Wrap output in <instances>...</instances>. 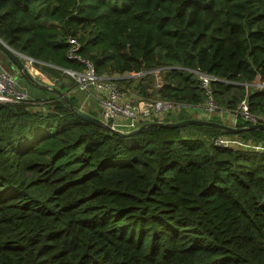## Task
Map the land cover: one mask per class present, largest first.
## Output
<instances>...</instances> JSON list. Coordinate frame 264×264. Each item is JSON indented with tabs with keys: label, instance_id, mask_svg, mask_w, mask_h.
<instances>
[{
	"label": "trees",
	"instance_id": "obj_1",
	"mask_svg": "<svg viewBox=\"0 0 264 264\" xmlns=\"http://www.w3.org/2000/svg\"><path fill=\"white\" fill-rule=\"evenodd\" d=\"M70 37L120 85L163 68L156 97L201 105V71L221 107L247 98L264 116V0H0V38L65 92L64 71L83 70ZM43 92L0 103V264H264V152L217 147L235 135L212 126L149 125L184 110L120 137ZM236 136L264 144V130Z\"/></svg>",
	"mask_w": 264,
	"mask_h": 264
},
{
	"label": "built area",
	"instance_id": "obj_2",
	"mask_svg": "<svg viewBox=\"0 0 264 264\" xmlns=\"http://www.w3.org/2000/svg\"><path fill=\"white\" fill-rule=\"evenodd\" d=\"M68 42L70 44L68 57L81 63L83 70L80 72L66 70V73L76 81L79 91L90 92L92 90L95 92L101 106L100 119L111 127L124 132L136 130L146 119L175 114L186 110L188 107V105H182L156 96L154 98L140 96L132 89H125L111 78L98 76L93 63L79 55L81 44L78 40L70 37ZM162 73L163 68H159L150 72L132 73V75L134 78H144L147 75H152L156 78V86L160 88L163 85ZM193 73L204 96V102L201 105L206 111L207 120H212V116L222 110L213 89V82L218 79L201 71H193ZM258 87L263 88L264 85L259 84ZM27 100H29L28 94L20 89L17 77L0 67V103H20ZM233 113L235 126L238 118L246 122L248 126L253 124L264 125V116L251 113L247 98L239 102ZM213 143L217 147L247 148L264 152V144H257L236 135L219 136L213 140Z\"/></svg>",
	"mask_w": 264,
	"mask_h": 264
},
{
	"label": "crops",
	"instance_id": "obj_3",
	"mask_svg": "<svg viewBox=\"0 0 264 264\" xmlns=\"http://www.w3.org/2000/svg\"><path fill=\"white\" fill-rule=\"evenodd\" d=\"M0 55H3L4 53L0 51ZM3 53V54H2ZM5 55V54H4ZM6 56V55H5ZM3 56L5 59L9 58L6 56ZM7 60V62L9 63L10 67H11V71H13V74L17 77L18 79V83H19V87L20 89L28 94L29 99L32 100H37V99H45L48 97L47 94H45L43 91L39 89L38 87V91L34 90L32 91L30 95L28 92L29 90L26 88V86L22 83L21 79H25L21 73L19 72V70L17 69V67L11 62H9ZM11 61V60H10ZM27 64V68L30 71L31 74H36V76L38 77H34L42 84L48 85L50 87H54L56 84V80L52 79L51 77H49L48 75L44 74L37 66L36 64H39V61L36 60H27L25 61ZM64 73H66V70L64 71ZM67 74V73H66ZM20 76H22L23 78H21ZM122 80H127V82H122L121 86H125V84H128L129 81L134 80L132 83L133 87H137L138 84L143 81L142 83L147 84L148 81L153 80V85L152 87H150V89L148 90V97H152L154 98V96H156L155 94V90L159 89L156 84V78H154V76L151 75V77L149 79H144V78H134V76L132 74H126L123 75L121 78ZM29 82V81H28ZM60 84H62L63 86H66L67 88V84L69 85V79L64 78L63 80L59 81ZM30 83V82H29ZM32 84V83H31ZM59 84V83H58ZM259 84H261L259 81H257V86H259ZM125 88V87H124ZM59 89V88H58ZM126 89V88H125ZM60 90V89H59ZM131 90V89H128ZM65 94H68L70 96L74 97V100L76 102L77 107L79 108L80 111L85 112L89 115H93L94 117L100 118L101 116V106H100V102L95 94L94 91H90V92H81L77 89V87H72L68 89V92L62 91ZM136 94H138L137 92H135ZM140 95V94H138ZM142 96V95H140ZM186 112V115L191 116L193 119H202V120H207L208 116L206 115V111L204 110L202 105H190L186 108V110H184ZM181 112V111H180ZM180 112H177L175 114H170V115H162L159 116L161 119H165L168 118V120H173L176 119L178 117V114ZM234 113L232 111H229L227 109H225L224 107H222V110L220 112H217L216 114H214L212 116L211 119L213 118H217L218 120H220L219 123L221 124H225L227 126H231V127H237V125L235 126L234 123ZM156 119V118H153ZM159 119V118H158ZM238 128V127H237Z\"/></svg>",
	"mask_w": 264,
	"mask_h": 264
},
{
	"label": "water",
	"instance_id": "obj_4",
	"mask_svg": "<svg viewBox=\"0 0 264 264\" xmlns=\"http://www.w3.org/2000/svg\"><path fill=\"white\" fill-rule=\"evenodd\" d=\"M0 51L3 52L9 60L17 67L21 75L25 78V80L29 81L30 83L34 84L41 90H46V91H51L61 98L64 99V101L72 108L74 109L75 115L77 118L90 122L92 124L101 126L109 130L110 132L120 136V137H130L135 134L140 133L143 131L146 127V125L140 126L136 130L124 132L117 130L113 127H111L109 124L101 120L100 118L91 116L85 112H82L80 110L75 109L74 105L71 103L70 99L67 97V94L59 90L57 87H50L48 85L40 83L39 80H37L33 74L30 73V71L27 68V64L25 60H34L30 57L25 56L24 54H21L17 51H15L13 48H11L7 43H5L1 38H0ZM150 126H160V127H185L189 125H205V126H212L215 128H218L220 130L226 131L232 135H239L243 132H248L251 130H264V125L262 124H253L248 127L244 128H237V127H231L227 126L225 124H221L219 122H214L211 120H202V119H190V120H184L181 122H174V123H165V122H152L149 124ZM253 150V149H252Z\"/></svg>",
	"mask_w": 264,
	"mask_h": 264
},
{
	"label": "rangeland",
	"instance_id": "obj_5",
	"mask_svg": "<svg viewBox=\"0 0 264 264\" xmlns=\"http://www.w3.org/2000/svg\"><path fill=\"white\" fill-rule=\"evenodd\" d=\"M1 54V53H0ZM3 54V53H2ZM3 56H5L4 54L3 55H0V67L2 68V69H4V70H6V71H8V72H10V73H12L13 74V71H11L12 69H11V67H10V65H9V63L7 62V60L8 59H5ZM25 61H27V60H25ZM35 77H37L36 76V74H33ZM38 78V77H37ZM66 79H69L68 77H66ZM22 80V83L26 86V88L29 90V94L32 92V91H34V90H39L38 88H37V86H35L34 84H31V83H29L27 80H25V79H21ZM39 80V79H38ZM134 80H131V81H129V83L128 84H125V88L126 89H131V85H133L132 83H134L133 82ZM147 85H149V86H151L152 87V85H153V80H150V81H148L147 82ZM20 86V85H19ZM123 87V86H122ZM30 95H32V94H30Z\"/></svg>",
	"mask_w": 264,
	"mask_h": 264
}]
</instances>
